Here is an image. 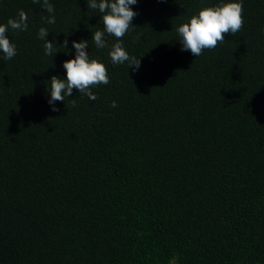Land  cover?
Here are the masks:
<instances>
[{
  "label": "trees",
  "instance_id": "obj_1",
  "mask_svg": "<svg viewBox=\"0 0 264 264\" xmlns=\"http://www.w3.org/2000/svg\"><path fill=\"white\" fill-rule=\"evenodd\" d=\"M225 2L130 6L133 72L112 64L115 37L96 48L88 0H49L54 24L43 0H0V24L28 16L7 32L16 55L0 51V264H264V0H235L243 27L198 57L176 32ZM80 40L110 82L54 112L49 80Z\"/></svg>",
  "mask_w": 264,
  "mask_h": 264
},
{
  "label": "clouds",
  "instance_id": "obj_2",
  "mask_svg": "<svg viewBox=\"0 0 264 264\" xmlns=\"http://www.w3.org/2000/svg\"><path fill=\"white\" fill-rule=\"evenodd\" d=\"M41 0H33V3H40ZM138 0H88L87 7L92 10H98L101 13L103 31H96L92 35V40L96 48L103 49L107 46L105 34L116 38L117 42L112 45L109 52L113 65L127 63L128 68L133 72L140 67V58L130 56L124 49L122 38L131 27L132 21L137 15L130 6L136 5ZM42 7L51 15L42 17L47 24L55 23L54 6L49 0H43ZM243 6L241 2L229 0V2L219 5L202 8L197 15H193L189 22L179 25L176 32L181 43V51H190L194 57L202 55L205 49H215L218 44L225 41V34L235 35L241 30L244 24ZM26 31L28 29V16L20 10L16 18H9L6 24H0V51L4 54V59L11 60L16 55V46L11 43L7 32ZM49 32L41 27L38 31V38L44 41V54L53 57L58 52L53 42H49L46 37ZM139 40V37L136 38ZM67 49L68 40L62 43ZM72 47L75 49V58L63 62V68L66 72V78L61 79L56 75L50 78V99L52 111H59L55 107L56 102H64L66 97L73 95L76 89L81 96H87L95 100L96 96L92 88L101 84L107 85L110 82L109 75L105 65L95 59L89 58L88 40L72 41ZM73 107L76 106L72 101ZM112 107H116L115 101Z\"/></svg>",
  "mask_w": 264,
  "mask_h": 264
}]
</instances>
